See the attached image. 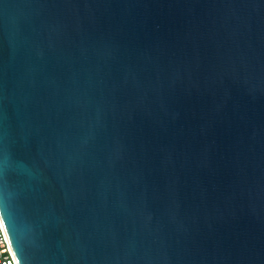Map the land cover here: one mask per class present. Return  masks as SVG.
<instances>
[{"label":"water","instance_id":"1","mask_svg":"<svg viewBox=\"0 0 264 264\" xmlns=\"http://www.w3.org/2000/svg\"><path fill=\"white\" fill-rule=\"evenodd\" d=\"M0 216L17 264H264V0H0Z\"/></svg>","mask_w":264,"mask_h":264},{"label":"built area","instance_id":"2","mask_svg":"<svg viewBox=\"0 0 264 264\" xmlns=\"http://www.w3.org/2000/svg\"><path fill=\"white\" fill-rule=\"evenodd\" d=\"M0 264H17L0 216Z\"/></svg>","mask_w":264,"mask_h":264}]
</instances>
